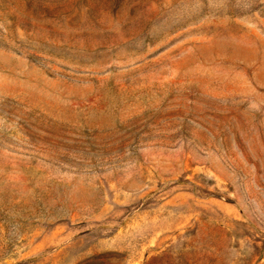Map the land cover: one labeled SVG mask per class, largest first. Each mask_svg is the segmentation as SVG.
<instances>
[{"label": "rangeland", "instance_id": "374dc122", "mask_svg": "<svg viewBox=\"0 0 264 264\" xmlns=\"http://www.w3.org/2000/svg\"><path fill=\"white\" fill-rule=\"evenodd\" d=\"M0 264H264V0H0Z\"/></svg>", "mask_w": 264, "mask_h": 264}]
</instances>
